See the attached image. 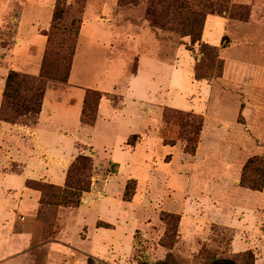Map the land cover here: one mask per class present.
Instances as JSON below:
<instances>
[{"label":"rangeland","instance_id":"1","mask_svg":"<svg viewBox=\"0 0 264 264\" xmlns=\"http://www.w3.org/2000/svg\"><path fill=\"white\" fill-rule=\"evenodd\" d=\"M47 50L52 73L76 52L68 84L45 81L41 115L0 118V264H264V188L240 185L264 158V0H0L7 118V75L39 79ZM88 90L107 95L93 125ZM17 143L32 155L24 182ZM79 155L90 189L78 207L57 206Z\"/></svg>","mask_w":264,"mask_h":264},{"label":"trees","instance_id":"2","mask_svg":"<svg viewBox=\"0 0 264 264\" xmlns=\"http://www.w3.org/2000/svg\"><path fill=\"white\" fill-rule=\"evenodd\" d=\"M56 16V13H55ZM56 18V17H55ZM59 18V17H57ZM204 23V20L201 21ZM191 42L196 43L200 41V35L192 37ZM50 45L51 41L48 38ZM65 59L66 64L58 68L56 73H52L50 69V61L55 55H51L50 50L46 52L40 68L39 79L34 77H28L21 75L17 72L11 71L7 75L5 83V91L3 94L4 106L8 105L11 108L12 118H7L4 111L0 112V118H3L6 122L13 124V117H19L24 115H39L42 109L44 95H45V81H54L60 84H66L69 79V73L74 57V50L66 52ZM62 60V59H61ZM63 61V60H62ZM19 85L26 86V90L29 95L22 97L19 92ZM107 95L101 94L98 91L88 90L83 100L82 117L86 120V124L93 125L96 120V115L99 107V103L103 97ZM88 110V111H87ZM89 113L86 115V113ZM7 119V120H6ZM133 138H135L133 136ZM129 145V144H128ZM92 164L91 160L79 155L75 161L71 164L66 175L65 189L62 192V196L57 201V206L76 208L79 206L80 198L83 193H86L90 189L91 177H92ZM132 184V181L130 182ZM36 184L33 181H26L25 186L32 189V186ZM40 184V183H39ZM240 185L248 188L253 192H261L264 188V158L250 160L243 169V173L240 178ZM41 186V185H40ZM48 189H55L53 185L46 186ZM129 184L126 185L123 200L129 201L128 196ZM130 195V194H129ZM246 258L253 260L251 253H245ZM251 262V261H250ZM248 262L247 264H252ZM154 264H179L173 259H166L156 262ZM208 264H238L235 260L230 258H214Z\"/></svg>","mask_w":264,"mask_h":264},{"label":"crops","instance_id":"3","mask_svg":"<svg viewBox=\"0 0 264 264\" xmlns=\"http://www.w3.org/2000/svg\"><path fill=\"white\" fill-rule=\"evenodd\" d=\"M91 23H94L95 24V29H94V31L91 33V36H90V41H91V38L95 35V34H97V33H99V24H97L98 22L97 21H94V22H91ZM83 29V28H82ZM81 34H82V30L80 31V33H79V39H80V36H81ZM104 48V47H103ZM76 52H77V48H76ZM76 52H75V55H74V58H73V62H74V60H75V57H76ZM68 84V82L66 83V85ZM48 91V90H47ZM47 91L45 92V96H46V93H47ZM84 95V94H83ZM45 96H44V98H45ZM83 98H84V96L82 97V101H83ZM100 106V105H99ZM43 107H44V100H43V106H42V110H43ZM42 110H41V113H42ZM41 113H40V115H41ZM39 118H40V116H39ZM39 120V119H38ZM40 121V120H39ZM10 128H12V127H10ZM34 130H32L31 129V132L32 133H34V134H36L35 136H36V138L39 140V144H40V147L41 148H43V149H46L47 148V144H48V147H50L51 146V144H49V134H48V132H46L45 131V129H43L42 127H40L39 126V124H37V127H34L33 128ZM14 138H16L15 136H13V137H10V139H14ZM53 138L51 137V140H52ZM25 141L27 142V143H31V142H33V138L32 139H29V138H26L25 139ZM55 144V143H54ZM17 146H18V158L20 157V156H25L26 157V161L27 162H29L28 164H26V166H25V174H26V177H24L23 178V182H24V180L27 178V179H33V176H32V169H29L28 167H29V165H30V163H31V161H30V158H31V150L30 151H28V149H27V147H26V144L24 143V144H22V146L19 144V143H17ZM54 148V147H53ZM22 149V150H21ZM55 150H56V148H55ZM29 155H31V156H29ZM37 160H35L34 162H36ZM27 167V168H26ZM55 170H58V169H55ZM55 170H54V168H52V169H50V170H47V169H44V174H46L47 175V178L49 179V177H54V178H56L58 175H57V173L55 172ZM60 173H61V171H60ZM62 174V173H61ZM41 175H43V174H41ZM44 176V175H43ZM42 178H44V177H42ZM24 187H22V192H21V195H22V197L24 198L23 200H21V203L20 204H24V205H28L29 204V202L31 201V196L33 195V193L30 191V190H28V189H26V188H24ZM8 191V190H7ZM3 194V193H2ZM34 196V195H33ZM4 203H7L8 204V206H7V210H8V208H11V207H13V205H11L10 203H9V201L7 200V201H5ZM5 220H6V218L5 217H1V219H0V225H2L3 226V224L5 223Z\"/></svg>","mask_w":264,"mask_h":264}]
</instances>
